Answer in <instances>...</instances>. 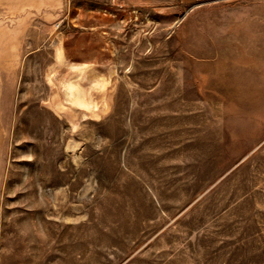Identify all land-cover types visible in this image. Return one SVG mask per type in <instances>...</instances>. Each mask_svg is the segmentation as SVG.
Segmentation results:
<instances>
[{
	"label": "rangeland",
	"instance_id": "374dc122",
	"mask_svg": "<svg viewBox=\"0 0 264 264\" xmlns=\"http://www.w3.org/2000/svg\"><path fill=\"white\" fill-rule=\"evenodd\" d=\"M0 264H264V0H0Z\"/></svg>",
	"mask_w": 264,
	"mask_h": 264
}]
</instances>
